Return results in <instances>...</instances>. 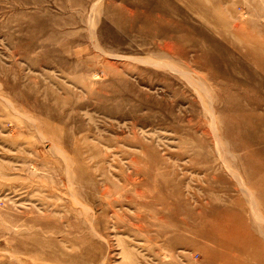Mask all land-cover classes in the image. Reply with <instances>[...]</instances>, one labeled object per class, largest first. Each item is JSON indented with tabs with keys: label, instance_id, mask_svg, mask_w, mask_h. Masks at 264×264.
<instances>
[{
	"label": "rangeland",
	"instance_id": "rangeland-1",
	"mask_svg": "<svg viewBox=\"0 0 264 264\" xmlns=\"http://www.w3.org/2000/svg\"><path fill=\"white\" fill-rule=\"evenodd\" d=\"M248 155L264 0H0V264H264Z\"/></svg>",
	"mask_w": 264,
	"mask_h": 264
},
{
	"label": "bare ground",
	"instance_id": "bare-ground-1",
	"mask_svg": "<svg viewBox=\"0 0 264 264\" xmlns=\"http://www.w3.org/2000/svg\"><path fill=\"white\" fill-rule=\"evenodd\" d=\"M135 16V15H134ZM150 18V17H149ZM237 24V23H236ZM235 25V24H234ZM245 25V24H244ZM243 25V26H244ZM238 26V25H237ZM157 30V29H156ZM157 32V31H156ZM241 91H243V90H241ZM252 97V96H251ZM253 98V97H252ZM248 99H250V98H248ZM245 104V103H244ZM246 105V104H245ZM246 117H248V116H246ZM246 122V121H245ZM241 129V128H240ZM254 141V140H253ZM241 146H243V144H240ZM240 145H237V147H239ZM233 153H235L234 151H233ZM237 158L238 156L236 155V154H234L233 155V158ZM240 157L241 156H239V159H240ZM132 158V157H131ZM246 158H247V160H245V167H243V168H240V170H239V168L237 169V172L236 173H238L239 175H240V172H242V170L244 169V171H243V174H244V172H247V174L249 173L248 172V169H251L252 170V168H257V169H262V168H264V160L263 161H261L258 165L255 163V161L253 160V158L251 157V156H246ZM248 167H247V166ZM248 168V169H247ZM236 171V170H235ZM262 173V172H261ZM238 176V175H237ZM239 177V176H238ZM260 178L261 179V177H260V175L259 176H255V179L256 178ZM255 179H253V180H251V184L250 185H252L253 183L255 184V182H256V180ZM262 179H264V176L262 177ZM238 205H240L239 204V202H238ZM222 213V211L220 212V214ZM189 214L190 215H192L193 217H195L202 225H203V228L202 229H200V230H197L198 231V233H200V234H202V235H204L205 237H208V238H210L211 240H213V241H215V242H218V243H221L222 242V238H224L225 236H230V237H238V236H243V237H245L244 235H246V236H249V235H251L252 234V232H251V230H250V228H248V229H244V230H241L240 232L238 231V230H236V229H233V227H231V225H224V224H222L221 222H220V214L219 213H217V214H219V215H217V214H214L213 212L211 213V214H213L211 217H205L204 215H207V214H209V212L208 211H206L205 210V207H204V210L201 212L200 211V213H199V215H194V213H193V211H189ZM239 219H240V222H242L243 224L242 225H245V227L246 226H253V224L252 223H250L249 221H247L245 218H244V216L242 215V213L241 212H239ZM184 221V220H183ZM248 226V227H249ZM255 230V229H254ZM222 245V244H221ZM246 247L249 249V247L248 246H245V249H246ZM229 248H230V246H229ZM248 249H246V250H248Z\"/></svg>",
	"mask_w": 264,
	"mask_h": 264
}]
</instances>
